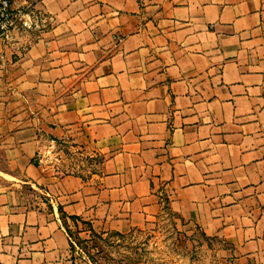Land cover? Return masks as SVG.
I'll use <instances>...</instances> for the list:
<instances>
[{
  "label": "crops",
  "instance_id": "0c3cea01",
  "mask_svg": "<svg viewBox=\"0 0 264 264\" xmlns=\"http://www.w3.org/2000/svg\"><path fill=\"white\" fill-rule=\"evenodd\" d=\"M13 7L22 23L0 41V264H74L61 213L121 232L163 202L238 264H264V0ZM54 140L98 156L95 173L45 163Z\"/></svg>",
  "mask_w": 264,
  "mask_h": 264
},
{
  "label": "rangeland",
  "instance_id": "374dc122",
  "mask_svg": "<svg viewBox=\"0 0 264 264\" xmlns=\"http://www.w3.org/2000/svg\"><path fill=\"white\" fill-rule=\"evenodd\" d=\"M73 147L61 140L46 144L45 163L59 162L63 170L83 178L95 173L100 158ZM78 218L60 214L74 264H238L232 246L205 235L197 224L170 211L165 202L153 218L121 232Z\"/></svg>",
  "mask_w": 264,
  "mask_h": 264
},
{
  "label": "built area",
  "instance_id": "2783aa9c",
  "mask_svg": "<svg viewBox=\"0 0 264 264\" xmlns=\"http://www.w3.org/2000/svg\"><path fill=\"white\" fill-rule=\"evenodd\" d=\"M15 2L16 0H0V41L8 40L11 32L22 23L21 11L13 7Z\"/></svg>",
  "mask_w": 264,
  "mask_h": 264
},
{
  "label": "trees",
  "instance_id": "16d2710c",
  "mask_svg": "<svg viewBox=\"0 0 264 264\" xmlns=\"http://www.w3.org/2000/svg\"><path fill=\"white\" fill-rule=\"evenodd\" d=\"M69 218H70V219H73V220H78V219H79L78 216H72V215L69 216Z\"/></svg>",
  "mask_w": 264,
  "mask_h": 264
}]
</instances>
